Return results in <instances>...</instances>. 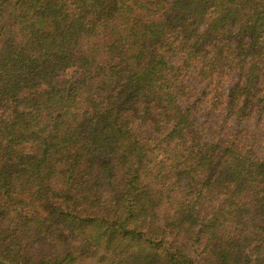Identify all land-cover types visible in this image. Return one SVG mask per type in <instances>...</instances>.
<instances>
[{
    "label": "trees",
    "instance_id": "obj_1",
    "mask_svg": "<svg viewBox=\"0 0 264 264\" xmlns=\"http://www.w3.org/2000/svg\"><path fill=\"white\" fill-rule=\"evenodd\" d=\"M250 123L264 0H0V264H264Z\"/></svg>",
    "mask_w": 264,
    "mask_h": 264
},
{
    "label": "rangeland",
    "instance_id": "obj_2",
    "mask_svg": "<svg viewBox=\"0 0 264 264\" xmlns=\"http://www.w3.org/2000/svg\"><path fill=\"white\" fill-rule=\"evenodd\" d=\"M71 72V67L68 66L66 68H64V70L61 73V80H66L68 78V74H70ZM215 117H213L212 119H210L209 121H204L202 117L199 118V123L204 125L206 124L210 137L212 139L216 138L218 136L219 133V124L216 123L215 121ZM249 132L256 135V137H264V127L263 126H259L256 123H250L248 126ZM259 154L261 156L264 155V145L261 144L259 145Z\"/></svg>",
    "mask_w": 264,
    "mask_h": 264
}]
</instances>
